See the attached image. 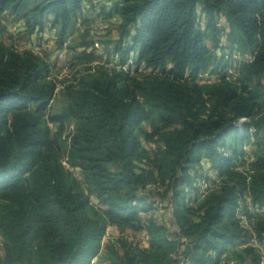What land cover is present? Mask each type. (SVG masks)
<instances>
[{"label": "trees", "instance_id": "16d2710c", "mask_svg": "<svg viewBox=\"0 0 264 264\" xmlns=\"http://www.w3.org/2000/svg\"><path fill=\"white\" fill-rule=\"evenodd\" d=\"M82 9L83 0H0V28L6 11L22 17L29 32L53 16L64 43ZM111 13L122 20L115 53L127 62L137 50V65L160 72L134 77L98 67L64 88L67 105L51 120L74 122L65 155L83 181L63 165L61 149H52L40 114L57 89L52 64L0 43V264H91L110 226L149 237L147 248L122 240V255L110 245L111 264H221L230 251L242 260L232 248L249 230L237 210L247 193L264 207V115L257 113L264 98V0H117ZM217 14L229 21L231 42L243 53L258 50L238 78L200 85L188 77L210 69ZM33 105L35 112L28 110ZM10 109L24 113L6 127ZM250 136L257 137L252 168L240 170L232 164ZM142 139L158 149L151 153ZM204 159L223 179L195 206L186 188L198 192L190 170ZM152 180L166 187L178 231L143 219L153 209L142 195ZM249 224L264 244V218Z\"/></svg>", "mask_w": 264, "mask_h": 264}, {"label": "rangeland", "instance_id": "374dc122", "mask_svg": "<svg viewBox=\"0 0 264 264\" xmlns=\"http://www.w3.org/2000/svg\"><path fill=\"white\" fill-rule=\"evenodd\" d=\"M117 0H83V9L78 13L76 26L71 29L64 43L60 42L58 28L52 25L53 16H48L44 20V27H37L33 32H29L26 21L16 16L10 11L1 14L2 27L0 28V43H4L19 52L31 51L36 55L45 58L52 66L50 79L53 80L57 89L52 101L41 109L40 114L47 121L51 129L52 149H61L63 165L74 172L75 176L83 181L84 176L81 169L71 167L66 160V151L70 142L69 136L74 127V122L69 120L64 124L51 120L52 116L60 114L67 105V98L63 91L64 88L75 82L76 77L96 70L102 67L109 72L122 70L130 73L134 77H142L159 73V70L145 68L143 64L137 65L136 59L138 51H132L127 62L115 53L117 41L121 38L122 21L116 14L111 13L113 4ZM199 17L201 28H206L205 16L199 7ZM217 27L220 29L219 44L214 45L208 41V45L214 53V60L211 62L209 71L200 74L196 78L188 77L189 81H194L200 85L217 82L225 76L229 79H236L242 73L244 67L254 59L255 52L243 53L239 44L232 43L231 27L227 18L223 14L216 15ZM128 39L126 45H129ZM172 64H168V69ZM264 87V76L261 80ZM255 85V83H254ZM37 106L33 105L28 110L35 112ZM21 110L10 109L9 121L6 127H10L19 116ZM24 113V112H22ZM259 115H264V98L262 106L257 110ZM22 115V114H21ZM258 115V116H259ZM259 118V117H258ZM257 118V119H258ZM144 129L152 131L149 123L144 124ZM2 131L4 128L0 127ZM255 133V129L251 130ZM143 146L151 153L158 149V144L153 141L142 139ZM257 137L250 136L243 149V156L233 162V166L245 171H250L254 161V153L257 150ZM61 147V148H59ZM227 149L231 151L230 140ZM240 149V151H242ZM196 177V193L191 187H187L186 199L192 205L196 206L197 199H202L203 195L209 190L218 189L222 184L223 177L212 162L204 159L197 163L190 170ZM166 187L159 184V181L152 180L151 184L142 191V195L147 198L148 203L153 209L148 213H142L143 219L148 217L155 219L160 224L167 225L171 230L178 231L175 224L173 207L170 197L165 195ZM92 204L103 209L95 194L90 196ZM237 217L242 225L248 228L249 235L246 239L239 242L233 251L244 255L242 260L237 259L234 252H228L223 258L221 264H264V244L257 241L249 222L262 220L264 218V207L254 203L250 193L244 196L237 210ZM252 230V231H251ZM251 231V232H250ZM253 232V233H252ZM146 232L133 229H120L117 226H110L107 232L99 241V250L97 255L91 259V264H111L112 255L109 253V246L113 245L122 255L121 241H128L145 248ZM5 256V239L0 234V260Z\"/></svg>", "mask_w": 264, "mask_h": 264}, {"label": "crops", "instance_id": "0c3cea01", "mask_svg": "<svg viewBox=\"0 0 264 264\" xmlns=\"http://www.w3.org/2000/svg\"><path fill=\"white\" fill-rule=\"evenodd\" d=\"M121 20V19H120ZM122 21V20H121ZM146 236H147V240H146V243H145V248H147V247H149V237H148V235L146 234Z\"/></svg>", "mask_w": 264, "mask_h": 264}]
</instances>
